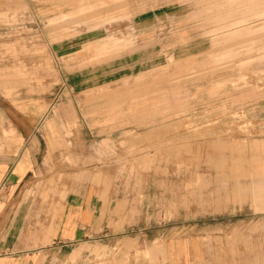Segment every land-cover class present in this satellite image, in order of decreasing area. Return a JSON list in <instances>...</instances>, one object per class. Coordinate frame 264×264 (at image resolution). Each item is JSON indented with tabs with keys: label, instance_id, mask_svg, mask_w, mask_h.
<instances>
[{
	"label": "rangeland",
	"instance_id": "rangeland-1",
	"mask_svg": "<svg viewBox=\"0 0 264 264\" xmlns=\"http://www.w3.org/2000/svg\"><path fill=\"white\" fill-rule=\"evenodd\" d=\"M240 1L0 0V114L35 117L54 220L100 167L142 210L48 264H264V0L247 32Z\"/></svg>",
	"mask_w": 264,
	"mask_h": 264
},
{
	"label": "crops",
	"instance_id": "crops-1",
	"mask_svg": "<svg viewBox=\"0 0 264 264\" xmlns=\"http://www.w3.org/2000/svg\"><path fill=\"white\" fill-rule=\"evenodd\" d=\"M253 1L241 0L246 5L243 18L227 26L258 16L248 14L246 3ZM250 22L242 23L244 32L250 31ZM9 113L0 114V264H38L43 258L48 264L54 245L65 246L102 232L116 235L133 226L134 211L138 212L135 219L141 218L142 210L113 184L115 167H100L98 178H78L69 186L54 220L52 203L49 206L47 198L42 199V194L48 195L47 177L37 178L35 117Z\"/></svg>",
	"mask_w": 264,
	"mask_h": 264
}]
</instances>
